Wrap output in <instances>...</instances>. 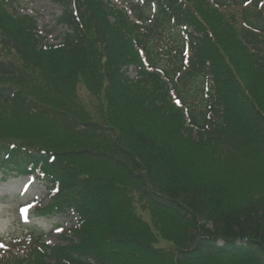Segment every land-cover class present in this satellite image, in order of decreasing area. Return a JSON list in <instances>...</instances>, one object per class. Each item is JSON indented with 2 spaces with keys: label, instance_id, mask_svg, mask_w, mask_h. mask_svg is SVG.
Masks as SVG:
<instances>
[{
  "label": "trees",
  "instance_id": "trees-1",
  "mask_svg": "<svg viewBox=\"0 0 264 264\" xmlns=\"http://www.w3.org/2000/svg\"><path fill=\"white\" fill-rule=\"evenodd\" d=\"M59 1L62 14L56 24L68 31L58 49L31 45L28 38H35L36 22L21 17L18 22L27 25L15 30V21L0 18V46L9 52L0 56V101L15 106L22 121L37 119L34 106L49 103L73 142L59 152L50 145L34 149L0 136V169L6 180L11 175L42 178L53 195L44 216L77 215L74 241L63 251L67 264H264V197L233 196L221 171H212V156L200 161L195 152L213 150L221 163L242 166L255 146L264 175V102L253 94L257 83L250 80L251 75L264 80V39L252 32L264 33L263 18L256 15V23L253 14L244 12L249 30L239 36L243 49L238 50L244 54V69L240 56L224 51L237 75L228 81L214 69L218 59H206L205 49L213 47L209 39L217 40L211 26H201V36L192 30L213 13L232 42L238 20L231 9L197 4L187 12L183 5L177 8L179 0H170L169 8H159L153 20L150 9L136 13L147 25H127L121 17L105 24L95 14L93 32H86L73 7H85L84 0ZM214 1L227 5V0ZM0 11L11 17L3 5ZM187 25L190 32L181 35ZM186 46L190 58L184 55ZM121 49L133 57L121 55ZM41 53L67 56L71 67L63 74L58 69L46 74L43 63L30 61L32 54ZM127 63L138 72L136 80L127 75ZM85 77L92 78L89 87L96 91L91 93L100 94L104 87L110 112L106 125L72 117L69 104L77 103V83ZM221 83L239 91L225 97ZM173 97L182 101L185 112ZM138 205L150 212L151 224L138 216ZM156 235L173 249L157 248ZM40 247L43 256L59 261L58 251L45 243Z\"/></svg>",
  "mask_w": 264,
  "mask_h": 264
},
{
  "label": "rangeland",
  "instance_id": "rangeland-1",
  "mask_svg": "<svg viewBox=\"0 0 264 264\" xmlns=\"http://www.w3.org/2000/svg\"><path fill=\"white\" fill-rule=\"evenodd\" d=\"M122 2H125L127 0H120ZM10 0H6V3H9ZM16 6L19 10V12H22L23 14L32 15L35 16L37 19L40 28V35L38 37L34 38H28L30 39V43L34 45V48L36 45L39 47H43V41H46L47 44H55L59 43V38L65 33V29H62L60 27H54V17L60 16V8L56 6V4L52 0H15ZM207 0H189L187 2V6L189 8H196L197 4H199L200 7L204 6L206 4ZM1 4H5L3 0L0 2ZM107 4H110L113 8L112 1L108 0H84V6L80 10L79 20L81 22L82 28L87 31H92V16L94 18L95 14H97L96 19L101 23H110L114 22V17L109 15L107 13L105 16H103L102 11H106ZM119 7L120 5L117 4ZM4 9H8L9 7H3ZM103 8V9H102ZM84 9H86L84 11ZM10 10V9H8ZM94 12V13H93ZM9 16H11V12H7ZM105 14V13H104ZM6 13H3L0 11V18L1 20H6L11 18L13 21H15L14 29H20L22 27H25L27 23H19L17 19H14L12 16L7 17ZM207 20L204 21L202 25H200L201 32L203 31L202 27L207 30V24L211 26L213 32L215 33L216 42L210 38L211 45L213 47H209L205 49V52L208 54L206 59H218L215 63L214 69L217 71H221L224 73V77H228V81H234L237 78L235 72V68L229 65V61H227V55L233 56L235 55L240 56L239 64L244 69V65L241 61V58L244 56H241L240 52L238 50L243 49V47L240 44V38L239 36H242L245 32H242L246 30L242 27H236L235 36L233 37L232 42L227 41L225 38V31L223 28L224 23L221 24V27H218L216 22L215 15L208 14ZM1 22V21H0ZM207 22V24H206ZM124 31L126 32V29L124 28ZM247 32V31H246ZM109 34V33H108ZM25 35V34H24ZM23 35V36H24ZM225 35V36H224ZM130 38V35H129ZM36 44V45H35ZM45 45V44H44ZM239 46V48H237ZM220 51V57L218 53H215V49ZM37 49V48H36ZM226 52L223 54V52ZM8 50L0 46V56L6 57L8 55ZM121 55H127L125 54V51L121 49L119 52ZM133 53V52H132ZM142 55V54H141ZM127 56L133 57L132 54H129ZM57 57V58H56ZM44 58V59H43ZM30 61H33L34 65L42 66L41 63L45 66L44 69L49 74L53 73L55 69L60 70V74H63L64 71L69 69L71 67V60L67 59V56L60 57L58 59V56H55V58L52 57H44V55L41 53L39 55H31ZM29 62V61H28ZM216 67V68H215ZM127 75L131 78V80H136V77L139 76L136 74V72L133 70V65H129L127 63V66L125 67V70H127ZM246 69V68H245ZM256 69V68H255ZM43 70V69H42ZM247 70V69H246ZM245 70V71H246ZM229 74H227V73ZM247 73L250 74V72L247 70ZM37 73H41V69H37ZM244 73V72H243ZM44 74V72H42ZM245 74V73H244ZM236 76V77H235ZM262 75H260L261 77ZM92 78L85 77L84 80H81V82L77 83V95L79 96L77 103L73 102L69 104V107L71 108V114H74L75 116H72L79 122H99L101 125H106L108 123V109H107V99H106V93L104 91L100 92V94L95 92H90V90L96 91V89H93L89 87V84H91ZM251 83H257L255 84L254 89H252L253 94L258 97L262 102H264V80H255L253 76L251 75ZM105 83V81L103 80ZM106 84V83H105ZM222 84V83H221ZM251 84V86H252ZM46 85V83L44 84ZM22 86V85H21ZM224 88H222V94L223 96L231 97L233 92H238L239 88L236 87H225V84H222ZM259 86V87H258ZM23 87V86H22ZM246 87H243L245 89ZM236 89V90H235ZM245 91V90H244ZM248 98L251 96V92L249 95H247ZM44 104V105H41ZM14 107L11 104L5 103L2 100L0 101V136H5L7 139L13 141L14 143H17L19 145H25L36 148H42L45 149V147H50L51 149H55L59 152L67 151L68 146H70L73 142V138L66 134L62 128L61 123H59L53 113L52 107L49 105V103H40L37 104V106H34L35 108V114L37 116V119L34 118L32 121H22L17 119L16 115L14 114ZM75 111V113H74ZM110 113V112H109ZM108 113V114H109ZM79 142H84L83 139H80ZM162 142H166L165 139H162ZM254 144L249 145L252 146ZM86 147V145H84ZM255 148V149H253ZM253 152L248 156L246 163L242 166H232L229 162L224 161L222 162V157L220 159L216 160V154L213 153V150H205L204 148L197 152L198 159L200 161L210 159V155L212 156L213 163L211 165L212 171L215 173L218 169L221 171V176L225 178V180L228 182V187H232V194L233 196H237L239 198L250 196L252 198H260L264 197V175L261 171L259 160H262L259 156H257V148L255 146L252 147ZM251 150V151H252ZM186 153H190L192 155L193 152L188 151ZM204 153H208L204 157ZM195 156V155H194ZM63 161V159H61ZM221 163V164H220ZM60 179L64 180V176L61 175ZM28 178H9L5 184L0 182V237L9 240L12 237L21 236L28 231H26V228L30 225L37 224L39 227L43 228L48 234V243L50 244L51 248H54L56 251L59 252V261L56 264H67V262L64 259L63 251L67 250L70 246L69 244L74 241L73 237H67L69 236L70 232L73 231L76 223V218H55V219H36L33 218L32 222L28 225L27 222V216L30 215L31 212L34 214L36 213L37 209L41 208L42 206L49 203L51 196L49 195L45 189V187L42 184H39L38 182L32 183L27 185ZM24 187V192H20V188ZM231 186V187H230ZM240 201V200H239ZM264 201V199H263ZM39 204L37 206V209L35 208L36 204ZM35 208V209H34ZM34 209V210H33ZM137 214L139 217H141L143 220H145L147 223L151 224L152 218L150 215V212L143 211L141 209V205L137 206ZM58 222L63 227L64 231L61 233H49L53 223ZM47 234V235H48ZM156 247L162 248L166 250L173 249V245L171 242L165 240L161 235H156ZM71 240V241H70ZM22 255V253H20ZM8 264H55L50 259L43 256L41 250L39 248L37 249L34 246H31L29 249V259L23 260V261H16L11 262Z\"/></svg>",
  "mask_w": 264,
  "mask_h": 264
}]
</instances>
